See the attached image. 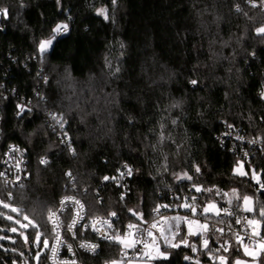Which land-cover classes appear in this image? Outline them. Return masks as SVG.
I'll use <instances>...</instances> for the list:
<instances>
[{"label": "trees", "instance_id": "obj_1", "mask_svg": "<svg viewBox=\"0 0 264 264\" xmlns=\"http://www.w3.org/2000/svg\"><path fill=\"white\" fill-rule=\"evenodd\" d=\"M0 8L9 17L0 16L1 145L26 149L31 171L24 188L2 189L14 193L15 206L43 225V209L75 196L88 220L117 212L116 231L123 233L136 222L129 208L152 222L154 207L180 205L171 193L187 194L196 183L213 189L203 192L208 200L221 203L229 193L238 208L243 196H252L261 218L264 190L251 177L233 174L240 161L218 138L230 128L260 141L259 155L244 165L263 172L264 180V98L257 91L264 87V36L256 32L264 26V9L246 0H0ZM101 8L108 19L97 14ZM63 24L67 32L41 54L40 42ZM63 73L69 85L61 84ZM125 164L132 175L120 178ZM184 172L193 179L176 178ZM104 176L118 178L108 197L98 190ZM13 226L0 217L6 235ZM41 231L51 245V225ZM12 237L15 243L0 247V264H37L35 246ZM78 237L100 246L96 255L79 253L82 264L119 257L120 245L91 231ZM169 252L164 264H191L184 258L193 256L190 247ZM48 255L46 249L43 264Z\"/></svg>", "mask_w": 264, "mask_h": 264}, {"label": "snow or ice", "instance_id": "obj_2", "mask_svg": "<svg viewBox=\"0 0 264 264\" xmlns=\"http://www.w3.org/2000/svg\"><path fill=\"white\" fill-rule=\"evenodd\" d=\"M117 0H112L113 5H115ZM57 3L59 4V0H57ZM246 3H248L251 7H261V9H264V0H259V4L257 3V0H246ZM236 11L240 12L242 11L239 4L236 5ZM108 10L106 8H101L97 10V14L104 17V19H108ZM7 15V9L6 8H0V16ZM247 15V13H245ZM67 32L68 25H57L56 28L53 29V35L51 38L47 40H43L39 44V51L41 54H43L47 49L51 46L53 40L55 39V36L60 34L61 31ZM256 32L258 35L264 36V26L259 27L256 29ZM190 83L195 86L197 84L196 80L190 81ZM261 96L264 97V92L261 93ZM18 107L21 109V112L23 111V106ZM55 118V117H54ZM62 119V118H61ZM175 123V121H173ZM61 127H63V124L61 123ZM231 127V125H229ZM241 139H243L241 137ZM252 143H255V141H252ZM15 151V149H12ZM41 164L47 165L48 161L47 159H41ZM126 169V172L120 173V178H122L124 175H132L133 170L128 166H123ZM119 171V170H118ZM201 169L199 166H195V172L200 173ZM234 175H239L241 177L247 176L248 173L243 171V165L239 162L234 167L233 170ZM66 175L71 179H74L72 177L71 172H67ZM0 177H4L2 183L5 188L9 184H17L20 188H24V185L20 183V177L17 175L15 177L14 181H10L7 179L6 174L4 172H0ZM177 179H187L192 180L193 177L189 175L187 172H184L182 174H176ZM253 178L257 180V183L260 185L261 189H264V182H262L257 174L253 172ZM105 181L113 180L117 181L118 178L108 177L104 176L102 178ZM73 187L75 185L73 184ZM192 187L196 190V192H209L211 193L213 191L212 188H202L199 184L193 183ZM86 191V190H85ZM233 194L236 193V189H233ZM14 193L12 191H7L6 193L0 189V209H7L10 213H16L17 216H22L21 219H17L13 217L12 215L0 211V217L9 220L14 221L15 224L19 225L20 229L27 230L29 228L33 229L34 231L32 233L26 234L25 231H20V235L23 237L25 244H32L38 248L41 249L40 252H37V254L33 257L34 260L37 261V264H43L41 261V255L43 254L44 250L47 249L51 252V259L53 260V264L56 262V257L58 256L59 249L61 246L67 247L69 252H72L74 254V250L71 244H66L65 240L62 237L61 229H64L65 232L71 233L73 238L76 237L77 232L79 229H77V225L79 224V221L83 219L84 217V208L85 205L77 199L75 196H64L60 200V204L58 208H52L47 207L46 209L42 210L43 218H44V224L42 225L39 223L34 216H30L28 213L24 211L23 208L15 206L13 203L14 200ZM121 200H124V194H121ZM191 203H188L185 201L184 203L177 205L178 207H183L185 209H188L193 215H196L197 208L199 205L196 204V197H191ZM244 201V211L246 212H254L256 209L253 207V197L245 195L243 196ZM71 207L73 211V216L71 219V222L68 223L66 226L63 224V221L61 220V215L68 210ZM172 207L171 205H165L161 204L152 209L153 213H156L157 215H160V210L162 208L166 209ZM128 212L131 213L132 216L136 218V222H129L126 226V231L123 233L115 232L112 234H109L107 232H102L100 227H97V225L106 226L108 229L113 228V222L109 219H105L103 217H96L91 221V227L93 231H96L98 234L102 236L103 239L109 240L111 243L117 244L121 246V252L119 258L112 259L110 261H107L106 264H134V261L137 259V257L143 258L146 257L149 262H156V264H164L165 261L169 260L170 252L169 249H178L181 247V245L185 247H190L193 252L197 251V247L193 246L190 242L188 237L189 236H199L201 235L198 231H193V225H196L199 229H203L205 232L211 230L212 226L209 225L206 221L204 223H201L199 220H192L189 219L187 216L185 217H173L171 219L176 221V224L173 226H169L167 228L161 226V221L156 220L153 218L151 223H148L144 219V214L142 212L137 211L136 209H128ZM223 212L226 215H234L233 212L229 211L227 208H221L217 205L216 202L210 201L205 207H203L201 214L205 215L207 217V214L212 213L216 216H219ZM112 217H117L118 213L113 211L109 214ZM258 215L261 218H264V204H262L259 208ZM169 218L161 216V220L167 221ZM247 225L251 226V233L249 238L251 239L252 236L260 237V243L258 250H250L249 246L247 244H244L243 237L240 236V234L237 232L235 233L236 242L238 245L243 247L244 255L245 256H251L253 260H257L258 264H264V260L259 259L261 254H264V236H261L259 229L262 225H264V220L261 219H247ZM23 221V222H22ZM183 221L187 225V233L184 236L180 237V240L178 242H175V238L180 235V223ZM141 222L148 223V226L146 228L141 227ZM239 223V219L236 221ZM51 225V231L55 234L54 239L55 243L51 244L49 243V240L47 238V235L45 232L41 231L42 227H46L47 225ZM87 226V225H85ZM82 226V227H85ZM155 230V231H154ZM9 231L11 232H17L19 229L16 227H10ZM216 231H220L223 233V229H216ZM159 233V235H157ZM169 234L171 235V239L169 238ZM0 239H10V237H0ZM219 239V238H218ZM80 248L85 249L86 251L96 253L97 248L99 245L97 244H90L88 242H81L79 245ZM202 247L208 251V253L211 255L213 251L219 252L220 249H212L209 244V239L204 238L202 240ZM232 245L229 241H224L220 248L223 249L224 252H229L232 249ZM132 250L134 255L132 258L128 257V251ZM15 251V250H14ZM20 255H23V253H20ZM185 260L192 259L191 257L185 256ZM211 259L213 261L218 260L219 264H247V261L241 260V259H232L230 260L228 256L225 255H218V256H211ZM60 264H76L75 260L70 261H61ZM196 264H199V261H196Z\"/></svg>", "mask_w": 264, "mask_h": 264}, {"label": "built area", "instance_id": "obj_3", "mask_svg": "<svg viewBox=\"0 0 264 264\" xmlns=\"http://www.w3.org/2000/svg\"><path fill=\"white\" fill-rule=\"evenodd\" d=\"M1 29V26H0ZM64 33L63 30L60 34ZM258 91V96L261 98H264L261 96V93L264 92V87L260 88ZM2 106L0 104V172H4L6 174V177L10 181H14L15 177L18 175L20 177V183H22L24 186L30 181L31 179V171H30V160L28 157V152L26 149L15 145V144H9L5 147H3L1 144V134H2ZM242 129H230L226 128L225 131L220 134L221 136L218 138L220 146L221 147H227L229 151L234 155L240 162L251 164L256 157L259 155L260 151L262 150V143L256 139L249 138L246 134H244ZM241 137L243 139H241ZM252 141H255V143H252ZM15 149L13 151L12 149ZM123 172H126V169L124 168ZM129 176V175H124ZM113 177V176H111ZM4 177H0V189H7V188H20L17 184H9L7 188L4 187L2 181ZM118 181L113 180H101L98 183V190L100 194L103 196H109L112 191L115 188V185ZM264 190V189H263ZM226 195L223 194L221 203H219L221 208H227L229 211L233 212L234 215H226L222 212L219 216H214L211 214H207V217L205 215H202V209L207 205L210 200L207 199V197L202 192H196V190L193 187H190L189 192L187 194L182 195L181 193H171V198L174 200H180L181 203H184L187 201L188 203H191V197H196V204L199 205L197 208L196 215H193L188 209H185L183 207L178 206H172L169 208H162L160 210V215H157L156 213H153V216L156 220L161 221V226H163L167 221H170L174 227L176 224V221L171 219L173 217H185L187 216L189 219L192 220H199L201 223H204L205 221L212 226L211 230L207 231V233L203 232L199 236H193L199 241L197 243H194L193 246H196L198 248V254L196 256L187 255L188 257H191L190 260H185L187 263L196 264V261H199V264H219V261H213L211 259V256H218V255H225L229 256V254L233 252H241L242 253V246L238 245L235 238V233H239L240 236L243 237L244 244H247L249 247L257 248L259 246L260 238L256 236H252L251 239L249 238L251 233V226L247 225V219H257V210L253 213H246L242 207L238 208L237 205H234L232 201L226 200L224 197ZM77 198V197H76ZM78 199V198H77ZM215 201V200H213ZM82 202V201H81ZM60 204V202H59ZM59 207V205H58ZM68 211H72L71 207L66 210L61 215V220L63 221V224L66 226L68 223L71 222L73 211L71 212L70 216L68 217ZM161 216L169 218L167 221L161 220ZM105 219H109L113 222V228L108 229L106 226L97 225V227L101 228L102 232H107L109 234L115 233L116 226H115V217H103ZM237 219H239V223H237ZM93 219L88 220L87 219V212L86 208H84V217L82 220L79 221V224L77 225V229L81 232H89L91 231L97 239H99L102 242L111 243L109 240L103 239L100 234H98L96 231L92 230L91 227V221ZM151 223V222H149ZM87 225V226H85ZM85 226V227H82ZM148 226V223L141 224L142 228H146ZM180 235L177 237H180L185 231L187 233V225L181 221L180 223ZM216 229H223V233L220 231H216ZM61 234L63 239L65 240L66 244H71L74 250V254L72 252H69L67 247L61 246L59 249L58 256L56 257L55 264H60L61 261H70L75 260L76 264H82L79 258V253H84L87 255H96L99 253L100 246L97 248L96 253H92L89 251H86L83 248H80L79 245L81 242H88L90 244H97L99 243L94 241H88L85 239H79L78 232L75 238H73L71 233H67L64 231V229H61ZM55 236V234H54ZM204 238L209 239V244L212 249H220L219 252L213 251L211 255L208 253L206 249L202 247V240ZM219 238V239H218ZM224 241H229L230 244L233 246L232 249L229 252H224L223 249L220 248V245ZM55 243V239L53 240V243ZM134 255L132 250L128 251V257L132 258ZM120 256V254H119ZM51 252L49 251L48 260L49 264H53V260L50 258ZM119 258V257H118ZM149 262L146 257L140 258L137 257V259L134 261V263H146ZM154 262V261H153ZM153 262H150L153 264Z\"/></svg>", "mask_w": 264, "mask_h": 264}, {"label": "rangeland", "instance_id": "obj_4", "mask_svg": "<svg viewBox=\"0 0 264 264\" xmlns=\"http://www.w3.org/2000/svg\"><path fill=\"white\" fill-rule=\"evenodd\" d=\"M53 43H55V42L53 41L52 44H51V46H50V47L47 49V51H45V52H48V51H50V50L52 49V47H53ZM45 52H44V53H45ZM68 78H69V76H67L66 73H63L62 76H60L61 84L64 85V86H65V85H69L71 82H70V80H68ZM59 124H60V123H59ZM240 164L243 165V171H245V172L248 173L247 176H243V177H251V178L253 179V181H254L256 184H258V183H257V180L253 178V172H255V173L257 174L258 178H259L262 182H264V180L262 179L263 172H261V173L259 174V173L256 172V170H255L254 168L247 169L246 166L244 165V163L240 162ZM180 174H182V173H180ZM238 176H239V175H238ZM178 180H182V179H178ZM258 185H259V184H258ZM259 190H263V189L260 188V185H259ZM225 195H226V196H225L224 198H225L226 200H228V201H232V202L235 201V200H234L235 198H233V197L231 196V194L228 193V194H225ZM230 199H231V200H230ZM214 202H216L218 206L220 205L217 201H214ZM252 205H253V207L255 208V202H254V199H253ZM205 206H206V205H205ZM219 207H221V206H219ZM242 209H244V201H243V203H242ZM4 210H5L6 213L12 215L13 217L22 220V218L17 217V214H16V213H10L9 210H7V209H4ZM245 212H246V211H245ZM246 213H253V212H246ZM209 214L214 215V214H212V213H209ZM221 214H222V212H221ZM214 216H216V215H214ZM257 219L264 220V218H257ZM12 222L14 223V221H12ZM22 222H23V221H22ZM169 226H173V225H172V223H171L170 221H167L162 227L167 228V227H169ZM13 227H16L17 229H19V231H17V232H11V231H10V232H9L10 235H6V234H5V229H0V237H4V236H6V237H10V239H0V247H2L3 249H6V247H5V245H4L3 243H5V242L15 243V242H16V239H15L14 237H12L13 234L20 235V231H25V233L27 234V231H29V229H30V228L27 229V230L20 229V228H19V225L15 224V223H14V226H13ZM154 231H155V230H154ZM193 231H198V232L202 233V232H203V229H199L196 225H193ZM259 231H260L261 236H264V225L261 226V228L259 229ZM204 232H205V231H204ZM205 233H207V232H205ZM157 235H159V233H157ZM256 237H257V236H256ZM169 238L171 239V235H170V234H169ZM258 238H260V237H258ZM22 240H23V242H24L23 237H22ZM176 240H177V237L175 238V242H177ZM24 243H25V242H24ZM35 248H36V253H34L32 257H34V256L37 254V251L39 250L38 247L35 246ZM258 248H259V246H258L257 248L249 247L250 250H258ZM45 250H46V249H45ZM45 250H44V252H45ZM40 251H41V250H40ZM40 251H39V252H40ZM44 252H43V254H44ZM43 254H42V255H43ZM42 255H41V257H42ZM236 258L241 259V260H244V261H247V264H258V261H257V260H253V258H252L251 256H245V255H244L243 247H242V254H241L240 256H237ZM236 258H235V259H236ZM259 259L264 260V254H261V256L259 257ZM14 263H15V264H19L17 261L14 262ZM36 263H37V261H36ZM134 264H135V263H134ZM136 264H137V263H136ZM138 264H151V263H150V262H146V263H138Z\"/></svg>", "mask_w": 264, "mask_h": 264}, {"label": "water", "instance_id": "obj_5", "mask_svg": "<svg viewBox=\"0 0 264 264\" xmlns=\"http://www.w3.org/2000/svg\"><path fill=\"white\" fill-rule=\"evenodd\" d=\"M5 19L8 21L9 17H8V11H7V15H4ZM196 247V246H195ZM198 249V248H197ZM194 256H196L198 254V250L193 252Z\"/></svg>", "mask_w": 264, "mask_h": 264}]
</instances>
